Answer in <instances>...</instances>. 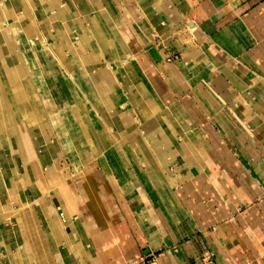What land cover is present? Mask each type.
<instances>
[{"label": "crops", "instance_id": "crops-1", "mask_svg": "<svg viewBox=\"0 0 264 264\" xmlns=\"http://www.w3.org/2000/svg\"><path fill=\"white\" fill-rule=\"evenodd\" d=\"M206 259L264 264V0H0V264Z\"/></svg>", "mask_w": 264, "mask_h": 264}, {"label": "rangeland", "instance_id": "rangeland-1", "mask_svg": "<svg viewBox=\"0 0 264 264\" xmlns=\"http://www.w3.org/2000/svg\"><path fill=\"white\" fill-rule=\"evenodd\" d=\"M119 126L121 127V131L123 130V128H125L124 126H122V124H120ZM127 126H128L129 131H130V132L128 131V133H130L131 135H128L127 137L126 136L119 137L118 135H116V136H113L112 135L111 136V142H112V145L111 146H112V148H114V150H112L111 152H108V153L100 152L99 153V157L96 160L102 161L103 160V156H105V154H111L117 160H122V161H124L126 158H129V157L132 158V159H134L132 139H134V137L136 136V134H138V136L142 139V141L146 145V147L149 148V146H147V144L149 145L148 142H149L150 137L148 135L147 136H141L140 131L139 132L137 131L138 128H141L143 131H145L142 128L143 124L141 123L140 119H138L135 124H130L127 121ZM94 138L97 141V137L95 136ZM79 140L81 142V139H79ZM98 142H99V139H98ZM120 143H123V144L125 143L126 145H128L127 147L129 149V151H127V152L118 151L115 148V146H113V144H116V146H118V144H120ZM148 154H149V152H148ZM100 164L102 166L104 165L101 162H100Z\"/></svg>", "mask_w": 264, "mask_h": 264}, {"label": "built area", "instance_id": "built-area-1", "mask_svg": "<svg viewBox=\"0 0 264 264\" xmlns=\"http://www.w3.org/2000/svg\"><path fill=\"white\" fill-rule=\"evenodd\" d=\"M196 264H211V260L210 259L199 260Z\"/></svg>", "mask_w": 264, "mask_h": 264}, {"label": "bare ground", "instance_id": "bare-ground-1", "mask_svg": "<svg viewBox=\"0 0 264 264\" xmlns=\"http://www.w3.org/2000/svg\"><path fill=\"white\" fill-rule=\"evenodd\" d=\"M7 22V21H6ZM8 26V25H7ZM10 33H11V31H10ZM58 62V61H57ZM127 121V120H126ZM75 123V122H74ZM81 123V122H80ZM122 124V123H121ZM125 124V123H124ZM79 126H82V124L81 125H79ZM123 126V125H122ZM76 127H78L77 126V124H76ZM120 127V126H119ZM126 127V126H125ZM87 138H88V140H89V137L87 136ZM87 138H86V136H85V138H84V142H86V140H87ZM86 144V143H85ZM90 145H91V141H90V143H89ZM93 147V145H91V148ZM94 148V147H93ZM92 148V149H93Z\"/></svg>", "mask_w": 264, "mask_h": 264}]
</instances>
